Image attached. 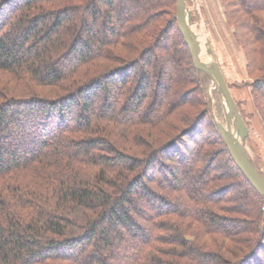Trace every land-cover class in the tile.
I'll use <instances>...</instances> for the list:
<instances>
[{
    "label": "trees",
    "instance_id": "trees-1",
    "mask_svg": "<svg viewBox=\"0 0 264 264\" xmlns=\"http://www.w3.org/2000/svg\"><path fill=\"white\" fill-rule=\"evenodd\" d=\"M219 1L264 124V0ZM176 15L0 0V264H264V196Z\"/></svg>",
    "mask_w": 264,
    "mask_h": 264
},
{
    "label": "rangeland",
    "instance_id": "rangeland-1",
    "mask_svg": "<svg viewBox=\"0 0 264 264\" xmlns=\"http://www.w3.org/2000/svg\"><path fill=\"white\" fill-rule=\"evenodd\" d=\"M187 6L192 13V28L196 31L203 47V58L209 59L206 51L211 45L232 93L237 94L236 97L233 96L249 127V136L244 142L245 148L257 169L264 174V129L259 123V116L252 102L251 87L245 83L251 82V79L246 70L244 53L234 42L233 31L226 23L219 0H187ZM237 83L242 84L241 87L235 85ZM205 85L211 99L214 121L225 124L223 101L207 75H205ZM205 125L207 127L206 122Z\"/></svg>",
    "mask_w": 264,
    "mask_h": 264
},
{
    "label": "water",
    "instance_id": "water-1",
    "mask_svg": "<svg viewBox=\"0 0 264 264\" xmlns=\"http://www.w3.org/2000/svg\"><path fill=\"white\" fill-rule=\"evenodd\" d=\"M176 8L177 24L189 47L195 67L212 80L223 101L225 124L217 121V126L224 142L238 168L252 186L264 196V175L257 169L244 145L249 136V127L233 96L223 69L215 58L211 45L206 51L209 59L203 58V47L197 33L192 28V13L187 6V0H176Z\"/></svg>",
    "mask_w": 264,
    "mask_h": 264
},
{
    "label": "crops",
    "instance_id": "crops-1",
    "mask_svg": "<svg viewBox=\"0 0 264 264\" xmlns=\"http://www.w3.org/2000/svg\"><path fill=\"white\" fill-rule=\"evenodd\" d=\"M233 95L236 97L237 94H236V93H233ZM258 118H259V121H260L259 123L261 124V127L263 126V129H264V124H263V122L261 121V118H260V117H258Z\"/></svg>",
    "mask_w": 264,
    "mask_h": 264
},
{
    "label": "bare ground",
    "instance_id": "bare-ground-1",
    "mask_svg": "<svg viewBox=\"0 0 264 264\" xmlns=\"http://www.w3.org/2000/svg\"><path fill=\"white\" fill-rule=\"evenodd\" d=\"M201 26V25H200ZM196 32V31H195ZM203 34H204V32H203ZM204 36L206 37V34H204Z\"/></svg>",
    "mask_w": 264,
    "mask_h": 264
}]
</instances>
